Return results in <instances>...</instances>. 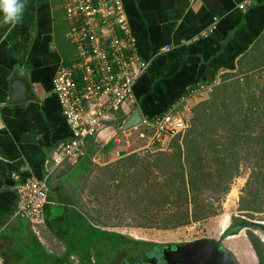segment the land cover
Returning <instances> with one entry per match:
<instances>
[{
  "label": "crops",
  "instance_id": "obj_1",
  "mask_svg": "<svg viewBox=\"0 0 264 264\" xmlns=\"http://www.w3.org/2000/svg\"><path fill=\"white\" fill-rule=\"evenodd\" d=\"M121 1L137 53L148 67L115 118L85 140L80 155L49 170L46 157L52 153V158L71 137L50 87L53 75L74 57H69L66 45L68 29L59 39L55 27L58 18L62 26L69 21L61 0H23L24 11L16 23H3L0 14V261L4 264H16L28 255L46 260L37 264H75L81 253L90 250L102 260L107 258L115 246L121 248V240L130 241L126 231L108 229L113 225L107 221L114 213L134 209L128 193L132 176L118 169L136 153L134 137L142 142L138 150L155 146L136 154L170 149V139L161 145L152 142L153 128L144 121L170 111L190 122L194 109L218 95L234 73L254 93L263 82L256 74L264 67V56L253 52L263 49L264 54V0ZM17 80L31 90L32 97L25 102L13 92ZM207 91L208 97L196 103V96ZM135 112L141 114L142 123L123 130ZM42 177L47 180L48 203L35 231L17 212L18 190L24 182ZM83 240L94 243L83 247ZM17 244L28 254H14L11 250ZM71 258L75 263H69Z\"/></svg>",
  "mask_w": 264,
  "mask_h": 264
},
{
  "label": "trees",
  "instance_id": "obj_2",
  "mask_svg": "<svg viewBox=\"0 0 264 264\" xmlns=\"http://www.w3.org/2000/svg\"><path fill=\"white\" fill-rule=\"evenodd\" d=\"M63 23L62 26L59 18L55 20L57 32L60 31L59 39L69 30L70 25L65 21ZM69 51V57L75 54L72 49ZM67 64L70 61L64 65ZM247 82L249 79L244 84ZM261 85H264V81ZM258 88L259 85H256V93L251 90L254 103L241 112L237 105L229 112L220 111L218 108L226 104L222 100L220 102V96L215 93V97L193 108L195 112L188 121L189 127L183 134L170 139L169 150L143 155L133 153L128 156L126 165L122 162V167L118 166L119 173L127 172L129 177L131 174L128 193L132 197L129 198L134 207L136 204L141 206L135 209L132 227L173 229L214 215L213 202L219 195L228 193L231 179L239 173L238 156L243 151L239 145L249 148L252 144L256 149L251 154L253 164L241 189L238 210L245 211L249 218L256 212H264V120L257 122L251 114L260 108L264 113V97L258 94ZM214 115L226 120L231 118L235 122L234 132L224 144L216 143L210 134L208 125L213 122ZM253 124L260 126L256 136L251 133ZM121 185L122 179L118 186ZM209 191L215 195L213 202L207 200ZM246 235L257 264H264V244L251 231Z\"/></svg>",
  "mask_w": 264,
  "mask_h": 264
},
{
  "label": "built area",
  "instance_id": "obj_3",
  "mask_svg": "<svg viewBox=\"0 0 264 264\" xmlns=\"http://www.w3.org/2000/svg\"><path fill=\"white\" fill-rule=\"evenodd\" d=\"M61 2L70 25L67 36L75 46V54L52 80V90L71 130L70 139L52 156L54 166L80 155L85 140L94 138L115 118L149 63L137 53L121 0ZM144 122L153 128L151 140L159 145L189 127L187 120L170 111ZM47 190L46 177L19 186L17 212L35 231L48 203Z\"/></svg>",
  "mask_w": 264,
  "mask_h": 264
},
{
  "label": "rangeland",
  "instance_id": "obj_4",
  "mask_svg": "<svg viewBox=\"0 0 264 264\" xmlns=\"http://www.w3.org/2000/svg\"><path fill=\"white\" fill-rule=\"evenodd\" d=\"M66 45L69 49H72L73 52L75 51V46L72 44V42L66 39ZM255 56L259 55L264 56L263 54V49H257L255 52H253ZM264 68V67H263ZM262 68V69H263ZM259 70V73L256 74L258 76V80L260 78L262 81H264V70ZM239 74L234 73L230 75L228 78L229 80L226 83L225 88L222 91L218 92V95L220 96V102H225V106L222 105L218 109L220 111H227L232 110L231 108H236L239 110L240 107V112L243 111V109L248 108L251 103H254L252 94H251V89L247 85L244 86L242 85V81L240 82ZM220 85L216 86L219 87ZM260 88H258V94H262L264 97V90L262 91L261 89L264 88V85H259ZM262 87V88H261ZM213 88V87H212ZM222 89V87H221ZM214 91V88L211 90V92ZM208 92V91H207ZM205 94L202 93L198 96H196V103L201 101L203 102L206 97H208L209 93L208 92ZM217 92V91H216ZM222 96H221V93ZM222 100V101H221ZM194 101H190L189 104H192ZM194 103V104H196ZM194 104L192 106H194ZM261 108L258 110V112H251L252 117L254 118L255 121L259 122L261 120H264L263 116L264 113L260 111ZM190 116V112H189ZM213 122L210 123L209 126V131L210 134H212L213 140H215L216 143L219 144H224L227 142V140L230 139L231 133L234 132V121L231 118L222 119L220 116H213L212 117ZM253 120V122H254ZM252 122V123H253ZM264 124V123H262ZM260 124V125H262ZM253 129L251 131L253 136H256L260 126L253 124ZM139 130H142V128L136 129L135 131V136H137V132ZM146 134V133H145ZM133 135V137H134ZM148 135V134H146ZM165 142V141H164ZM252 142V141H251ZM142 144L141 141L138 140V138L133 139L132 143V149L136 150V153L141 154V152H144L145 150H152L154 149V145L149 146L147 149L144 150H138L137 148ZM152 144V142H151ZM154 144V143H153ZM252 145V144H251ZM246 148V145L242 147L239 145L241 148V153L238 156V175H235L231 179V183L229 185V191L226 194L219 195V198L215 200V195L209 191L207 194L209 195L208 201L213 202V206L215 208V213L214 215L208 216L207 218H204L200 221L192 222L188 225L182 226V227H177L173 229H156V228H143V227H132L134 222H135V217L133 218L134 214H136V210L138 207H141L140 204H136L135 207H133V212L126 211V212H121L122 214L114 213L112 214V218L110 217V221H107V225H113V226H107L108 229H115L116 231H121L125 232L126 234L130 235L131 237H135L136 240H152V241H157L161 242L163 244L169 243V242H178V243H185L189 242L195 239L199 238H218L222 229L227 226V224H232L235 223V220H233V216H245L247 217L245 211H239L238 210V200L239 196L241 195V189L245 184V181L247 180L252 164H253V158L251 156L252 151L255 150L256 148L251 146ZM232 190L236 191V196L233 199V205L231 204V209L228 211L230 217L229 220L227 218V224L225 226H222L225 222V216L227 213V209L225 207V202L227 200L229 192ZM125 201V200H124ZM96 205V204H95ZM157 209H160L157 208ZM233 209V210H232ZM130 212V213H127ZM249 217H247L248 219ZM249 220L253 222H258L262 223L261 226L259 227H254V226H249L247 229L241 230L238 234L229 236L223 240V246L227 247L229 250H231L235 257L239 260L241 264H257L256 257L254 255V252L249 244V241L247 239L246 232L251 231L255 236H257L260 241L264 244V240L261 238V236L264 238V212H256L252 215V217L249 218ZM113 223V224H112ZM127 224H130L131 226H127ZM94 242L89 241L85 242L84 240L81 241V246L85 247L87 244L92 245ZM14 254H28L26 252L25 248L21 244H17L15 247L12 248ZM42 254V253H40ZM30 255L26 256V259L24 261H17L16 264H37L38 262L46 263L42 257H36L32 258L29 257ZM41 256V255H40ZM254 256V257H253ZM2 257V255H1ZM253 258V260H252ZM0 264H4L3 260L0 261Z\"/></svg>",
  "mask_w": 264,
  "mask_h": 264
},
{
  "label": "water",
  "instance_id": "obj_5",
  "mask_svg": "<svg viewBox=\"0 0 264 264\" xmlns=\"http://www.w3.org/2000/svg\"><path fill=\"white\" fill-rule=\"evenodd\" d=\"M13 92L17 94L20 101H27L32 97L29 86L22 81L12 83ZM142 123V116L139 112L133 113L122 125L123 130L133 128ZM52 153L46 157V169L53 166L51 158ZM235 223L230 226L227 224L222 229L218 238H199L183 244L167 243L162 244L158 250L157 256L163 264H241L234 253L223 246V240L229 236L238 234L241 230L249 226L259 227L262 223L253 222L245 216H233ZM130 240H136L135 237L127 235ZM140 241V240H138ZM143 241V240H141ZM152 255V254H151Z\"/></svg>",
  "mask_w": 264,
  "mask_h": 264
},
{
  "label": "flooded vegetation",
  "instance_id": "obj_6",
  "mask_svg": "<svg viewBox=\"0 0 264 264\" xmlns=\"http://www.w3.org/2000/svg\"><path fill=\"white\" fill-rule=\"evenodd\" d=\"M55 75L51 78L50 81V87L52 90V80ZM53 92V90H52ZM55 97L57 98L56 94L53 92ZM172 243V245L178 243V242H169ZM163 243L152 241V240H130L125 241L121 240V248H118L115 246L113 251L107 256L104 260H102L99 256H97L96 251L90 250V255L87 254V252L81 253V258L76 259L77 262L72 260V258L69 260V263H75V264H87L88 262L96 263L97 264H163L159 261V257L157 256L158 250L160 246ZM167 244V243H166ZM183 244V243H178ZM91 253L94 255L91 256ZM152 254V255H151ZM92 258L94 259L92 262ZM88 259V260H87ZM107 259V260H106ZM88 261V262H87Z\"/></svg>",
  "mask_w": 264,
  "mask_h": 264
},
{
  "label": "clouds",
  "instance_id": "obj_7",
  "mask_svg": "<svg viewBox=\"0 0 264 264\" xmlns=\"http://www.w3.org/2000/svg\"><path fill=\"white\" fill-rule=\"evenodd\" d=\"M24 11L23 0H0L3 23H16Z\"/></svg>",
  "mask_w": 264,
  "mask_h": 264
},
{
  "label": "bare ground",
  "instance_id": "obj_8",
  "mask_svg": "<svg viewBox=\"0 0 264 264\" xmlns=\"http://www.w3.org/2000/svg\"><path fill=\"white\" fill-rule=\"evenodd\" d=\"M235 196H236V191H234V190H232L231 192H229V194H228V197H227V200H226V202H225V207H226V209H227V213H226V215H224L225 216V222H224V224L222 225V226H225L226 224H227V218H228V220H229V217H230V215H229V213H228V211L231 209V204L233 203V199L235 198ZM233 205V204H232ZM261 238L263 239V237L261 236ZM264 240V239H263Z\"/></svg>",
  "mask_w": 264,
  "mask_h": 264
}]
</instances>
